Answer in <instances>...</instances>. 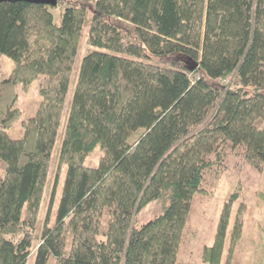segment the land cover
I'll list each match as a JSON object with an SVG mask.
<instances>
[{
	"label": "trees",
	"instance_id": "1",
	"mask_svg": "<svg viewBox=\"0 0 264 264\" xmlns=\"http://www.w3.org/2000/svg\"><path fill=\"white\" fill-rule=\"evenodd\" d=\"M1 55L12 68L0 80V264H221L227 238L231 264L244 206L228 230L243 191L228 158L264 168V0L4 1ZM37 79L36 113L11 138L2 125L19 117L17 86ZM223 175L229 200L213 242L186 262L192 202ZM151 201L160 213L135 227Z\"/></svg>",
	"mask_w": 264,
	"mask_h": 264
},
{
	"label": "rangeland",
	"instance_id": "2",
	"mask_svg": "<svg viewBox=\"0 0 264 264\" xmlns=\"http://www.w3.org/2000/svg\"><path fill=\"white\" fill-rule=\"evenodd\" d=\"M88 8V13L82 28V41L79 45L72 66L69 87L65 98V105L60 120L55 147L53 149L51 179L53 178L55 170V160L66 124L68 110L78 76L79 65L83 55L85 54L86 44L84 40L88 31L90 5ZM50 11L53 13V16L56 17V21L59 22L60 17L58 18L56 10L52 9ZM11 68L12 60L6 55H1L0 80L9 75ZM38 85L39 80L37 79L26 88L21 85L17 86V102L15 108L20 112L19 117L9 128L2 125V128L7 130L11 138L22 137V122L28 120L36 113L40 101ZM235 163H238L239 165L234 167ZM226 165L227 171L234 172V170H237L239 172V177L243 183L242 194L230 202L228 230H230L236 214L238 211L242 210V206H244V210L242 212V232L232 252L231 264H264V168L261 171L253 170L248 165L240 163V161L235 162L233 157L228 158ZM64 173L65 169H63L61 180L58 181L56 187H54V197L50 205L51 221L54 219L56 208L58 206L60 188L62 186ZM221 177L222 178L218 187L211 194H199L195 196L192 202L188 223L189 225L195 226L197 233L194 238L193 246L189 250H186L185 253L181 250V253L179 254V258L182 257V259L186 262H194L198 252L201 251L204 246H209L213 242L221 210L225 203L229 200L227 194L229 181L224 175ZM52 186L53 185L51 184L50 190L46 194L47 201L49 200ZM159 213L160 208L154 201H151L138 213L135 227H139ZM228 240L229 239L227 238L222 254L221 264L226 260ZM26 264H32V259L30 258Z\"/></svg>",
	"mask_w": 264,
	"mask_h": 264
},
{
	"label": "water",
	"instance_id": "3",
	"mask_svg": "<svg viewBox=\"0 0 264 264\" xmlns=\"http://www.w3.org/2000/svg\"><path fill=\"white\" fill-rule=\"evenodd\" d=\"M4 1H23L27 3H34V4H45V5H50V6H55L57 3V0H0V2Z\"/></svg>",
	"mask_w": 264,
	"mask_h": 264
}]
</instances>
